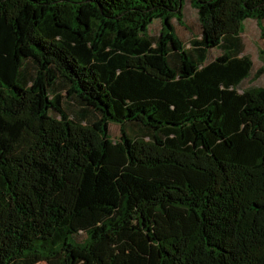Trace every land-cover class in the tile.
I'll list each match as a JSON object with an SVG mask.
<instances>
[{
  "label": "trees",
  "instance_id": "16d2710c",
  "mask_svg": "<svg viewBox=\"0 0 264 264\" xmlns=\"http://www.w3.org/2000/svg\"><path fill=\"white\" fill-rule=\"evenodd\" d=\"M184 1L0 0V264H264V0Z\"/></svg>",
  "mask_w": 264,
  "mask_h": 264
},
{
  "label": "rangeland",
  "instance_id": "374dc122",
  "mask_svg": "<svg viewBox=\"0 0 264 264\" xmlns=\"http://www.w3.org/2000/svg\"><path fill=\"white\" fill-rule=\"evenodd\" d=\"M183 24H180L176 18L173 22L176 27L177 35L185 42L186 47H191V39H198L200 37L201 25L198 20V12L190 3V0H185L183 3ZM262 27L258 24L254 18H246L243 21L244 31L241 33L243 42V52L251 56L254 64L250 75L244 79L241 83V87L245 88L249 85H264V19L262 20ZM161 27L159 19H154L150 25L149 32L152 35H158ZM219 48H211L208 52V61L212 60L216 55L220 53ZM64 95V109L70 115L71 118L80 119L83 124L91 123L99 117L98 111L90 108H85L75 98L68 99L66 91L62 90ZM59 117V115H58ZM3 126V122L0 121V128ZM127 131L131 135H145L146 129L141 127L139 124H133L127 122ZM109 132L112 138H117L120 135V125L109 122ZM4 141L0 139V151L3 149ZM76 238L78 241H83L85 233H77ZM37 264H49L47 261H40Z\"/></svg>",
  "mask_w": 264,
  "mask_h": 264
},
{
  "label": "crops",
  "instance_id": "0c3cea01",
  "mask_svg": "<svg viewBox=\"0 0 264 264\" xmlns=\"http://www.w3.org/2000/svg\"><path fill=\"white\" fill-rule=\"evenodd\" d=\"M160 29H161V27H160Z\"/></svg>",
  "mask_w": 264,
  "mask_h": 264
}]
</instances>
